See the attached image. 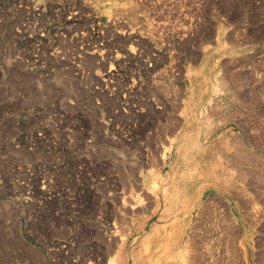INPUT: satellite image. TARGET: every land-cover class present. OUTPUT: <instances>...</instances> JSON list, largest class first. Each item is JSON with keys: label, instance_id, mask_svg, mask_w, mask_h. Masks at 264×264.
<instances>
[{"label": "rangeland", "instance_id": "obj_1", "mask_svg": "<svg viewBox=\"0 0 264 264\" xmlns=\"http://www.w3.org/2000/svg\"><path fill=\"white\" fill-rule=\"evenodd\" d=\"M183 250L264 264V0H0V264Z\"/></svg>", "mask_w": 264, "mask_h": 264}, {"label": "bare ground", "instance_id": "obj_2", "mask_svg": "<svg viewBox=\"0 0 264 264\" xmlns=\"http://www.w3.org/2000/svg\"><path fill=\"white\" fill-rule=\"evenodd\" d=\"M112 5V4H111ZM119 6V5H118ZM112 7V6H111ZM121 7V6H120ZM123 7V6H122ZM132 8V7H131ZM113 9V8H112ZM119 9V8H118ZM122 9V8H121ZM130 9V8H129ZM111 11V10H110ZM114 11H116V9L114 10ZM119 12V11H118ZM121 12V11H120ZM128 12H130V11H128ZM127 12V13H128ZM122 13V12H121ZM123 13H125V12H123ZM132 13V12H131ZM60 85H62V84H60ZM58 86V85H57ZM216 90L218 89V86H215L214 87ZM54 89V88H53ZM219 90V89H218ZM161 190V189H160ZM162 191H163V189H162ZM174 193V192H173ZM170 197V196H169ZM176 199V198H175ZM181 199V198H180ZM186 199H187V197H186ZM169 205H171V204H169ZM183 205V204H182ZM171 222V221H170ZM183 234V233H182ZM180 235V234H179ZM178 239H179V237H178ZM172 240V239H171ZM174 241V240H173ZM149 242H150V240H149ZM159 243V242H158ZM116 244V243H115ZM175 244H176V242H175ZM110 245H112V244H109V246ZM108 246V245H107ZM156 246V245H155ZM173 246V245H172ZM111 247V246H110ZM113 248H114V246H112ZM157 248H158V250H160V252L161 251H164V252H162V254L165 256V254H168V252H166L167 251V248H166V246H163V245H159V246H157ZM173 248V247H172ZM107 249V248H106ZM109 249V248H108ZM108 249H107V251H108ZM111 250V249H110ZM110 250H109V252H110ZM114 249H112V251H113ZM111 251V252H112ZM151 252H152V250H151ZM158 252V251H157ZM186 251L185 250H183V253L182 254H180V257L178 258L179 260H180V262H182L183 264H188V261H187V259H186V253H185ZM135 253V252H134ZM133 253V254H134ZM108 254V253H107ZM159 255H160V253H159ZM162 256V255H161ZM158 257H160V256H158ZM168 258V257H167ZM163 259V258H162ZM148 260H150V259H148ZM157 260V259H156ZM177 260V259H176ZM153 263H155V262H153ZM145 264V263H144ZM149 264V263H148ZM150 264H152V263H150Z\"/></svg>", "mask_w": 264, "mask_h": 264}]
</instances>
